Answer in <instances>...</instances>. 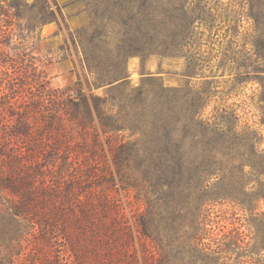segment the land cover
Segmentation results:
<instances>
[{
	"label": "trees",
	"instance_id": "16d2710c",
	"mask_svg": "<svg viewBox=\"0 0 264 264\" xmlns=\"http://www.w3.org/2000/svg\"><path fill=\"white\" fill-rule=\"evenodd\" d=\"M54 4L0 0V14L26 17L36 30L64 20ZM93 8L91 22L71 40L88 83L105 85V96L86 94L79 82L72 92L37 89V76L21 75V65L0 48V63L8 64L0 77V264H137L130 226L109 191L115 179L103 176L97 140L89 142L95 121L109 138L120 135L110 152L122 188L143 204L133 216L143 264L261 263L264 236L249 246L239 227L218 235L211 216L215 202L226 199L253 210L241 188L264 201L258 131L225 127L229 116L203 117L199 91L164 85L152 74L130 86L125 72L129 56L144 61L156 54L186 56L183 75L203 76L193 8L183 0H94ZM258 11L250 13L251 42L264 47V2ZM7 33L13 32L0 30V37ZM182 90L191 97L171 99ZM215 142L228 145L218 151ZM132 163L136 170L128 169Z\"/></svg>",
	"mask_w": 264,
	"mask_h": 264
},
{
	"label": "rangeland",
	"instance_id": "374dc122",
	"mask_svg": "<svg viewBox=\"0 0 264 264\" xmlns=\"http://www.w3.org/2000/svg\"><path fill=\"white\" fill-rule=\"evenodd\" d=\"M48 1L53 8L56 7L55 2L61 10L64 20L59 17V24L49 21L40 28L31 30L26 17L9 18L0 14V30L7 29L13 32L11 37L8 33L0 37L1 50L5 52L4 55L9 54L17 60L18 65H21L19 71L22 72L21 75L28 76V80H31V77L35 80L37 76V80L31 81L32 84H37V89H41L42 84H45V88L53 89L70 87L69 92H72L79 82L86 94L91 92L105 96L107 94L105 85L94 87L92 83H88L89 74L71 40V33L91 22L94 0ZM183 2L192 7L197 16L195 24L199 46L195 58L200 64L203 76L189 78L183 75L188 62L186 56L161 58L153 54L142 61L139 56L133 55L125 62L129 85L136 86L143 76L152 74L164 85L183 89L189 87L192 91H199L205 98L203 117H210L211 121L215 118V121L219 122L221 115L229 116L224 125L231 129L237 127L242 130L249 125L251 129L258 131L259 144L256 150L264 149V123L260 122L263 110L261 107L264 106V101L261 100L264 98L261 87V84L264 86V71H256L264 64V47L251 42L256 26L254 19L250 17V13L260 16L258 5L260 6L264 0H183ZM7 66L8 64L0 63V77H5L4 70ZM11 71L9 68L8 72ZM33 73L35 75H32ZM191 85L194 86L191 88ZM186 91L190 90H182L171 99L190 98L191 91ZM120 134L127 135L125 132ZM90 137L89 142L93 137L97 140L95 157L99 161L98 166L103 176L105 178L113 176L115 179V183L109 185V191L115 196L130 226L133 254L137 264H143L142 241L133 222L134 214L143 208V204L136 201L132 190L122 188L110 152V143L118 142L120 135L117 138H109L102 133L95 121V128L92 129ZM227 145L228 143H213L215 150L218 148V151L225 149ZM238 148V154L244 152V147L239 145ZM128 169L136 170L135 164L132 163ZM241 192H244V195H240L244 204L254 206V209H243L227 199L217 201L211 212L212 219L217 222L213 229L214 233L220 235L219 229L227 231L239 227L248 236L249 246H252L254 237L264 236V201L250 200L248 189L243 191L241 188L239 193ZM146 248H150L147 242ZM261 255L259 264H264V250L261 251Z\"/></svg>",
	"mask_w": 264,
	"mask_h": 264
}]
</instances>
